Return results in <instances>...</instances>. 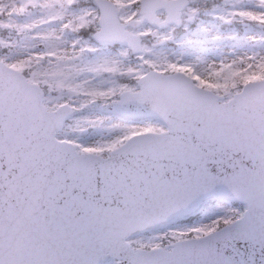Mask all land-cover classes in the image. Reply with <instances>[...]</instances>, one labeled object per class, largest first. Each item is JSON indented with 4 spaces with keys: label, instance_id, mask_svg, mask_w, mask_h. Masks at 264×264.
I'll use <instances>...</instances> for the list:
<instances>
[{
    "label": "snow or ice",
    "instance_id": "snow-or-ice-1",
    "mask_svg": "<svg viewBox=\"0 0 264 264\" xmlns=\"http://www.w3.org/2000/svg\"><path fill=\"white\" fill-rule=\"evenodd\" d=\"M0 264H264V0H0Z\"/></svg>",
    "mask_w": 264,
    "mask_h": 264
}]
</instances>
